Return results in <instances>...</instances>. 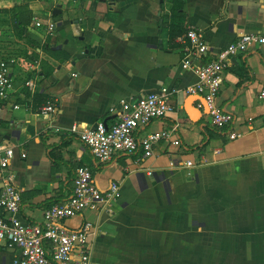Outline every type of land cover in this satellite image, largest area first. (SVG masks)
I'll list each match as a JSON object with an SVG mask.
<instances>
[{
	"label": "crops",
	"instance_id": "obj_1",
	"mask_svg": "<svg viewBox=\"0 0 264 264\" xmlns=\"http://www.w3.org/2000/svg\"><path fill=\"white\" fill-rule=\"evenodd\" d=\"M67 1L71 36L64 41L56 20L43 23V0H0V42L18 34L25 50L5 57L16 60L14 91L0 103V140L15 147L7 171L21 190L19 218L40 223L50 201L67 199L68 169L85 165L101 191L112 181L120 191L116 201L61 221L67 228L92 222L95 264H264V43L230 56L222 73L218 103L232 114L230 124L214 127L202 95L181 92L172 99L174 113L137 132L170 129L178 121L171 138L179 146L161 140L148 157L139 148L99 162L69 132L72 125L111 123L109 108H118L121 98L162 85L183 89L197 74L181 66L188 41L169 36V0H114L112 10L109 0ZM181 11L183 26L202 32L203 61L243 34L264 35V0H184ZM47 36L52 51L69 53L68 60L47 49ZM30 79L32 90L25 86ZM34 93L52 98V113L33 107ZM230 131L240 135L230 139ZM46 144L62 145L64 163L57 169ZM18 254L0 241V264H12Z\"/></svg>",
	"mask_w": 264,
	"mask_h": 264
},
{
	"label": "built area",
	"instance_id": "obj_2",
	"mask_svg": "<svg viewBox=\"0 0 264 264\" xmlns=\"http://www.w3.org/2000/svg\"><path fill=\"white\" fill-rule=\"evenodd\" d=\"M36 25L40 23L36 22ZM46 28L53 30L54 23L49 22ZM179 38L183 43L188 41L181 66L196 72V83L183 89L162 85L145 94L121 98L118 108H109L113 116L111 123L99 120L83 129H78L76 125L70 127L69 132L77 135L97 161L105 162L121 153L131 154L139 148L143 150V156L148 157L153 153V146L161 140L179 146V139L171 138L180 126L178 121L170 129L149 132L140 137H137V132L153 119L174 113L176 107L172 99L181 92L202 95L214 127L221 129L232 122V114L218 103L222 73L230 64V56L246 52L253 44L264 43V35L243 34L219 49L214 59L205 61L203 57L208 48L200 30L188 27ZM15 63L14 58H0V103L7 104L14 91L12 71ZM25 86L32 90L35 85L30 79ZM259 96L264 99V90ZM12 107L19 108L16 104ZM197 107L202 108L203 104L198 103ZM53 110L51 101L38 109L42 114H50ZM239 135L235 131L228 133L230 139ZM18 155L26 157L25 151H20ZM14 156L15 147L0 140V241L18 249L19 254L12 264H95L89 245L92 222L83 220L78 227L67 228L61 221L85 210H95L103 202L116 201L120 197L119 183L112 181L103 192L93 182L91 169L85 165L77 166L70 196L61 203L46 207L40 223H26L18 216L21 190L14 185L13 176L7 171ZM190 164L187 162L185 165Z\"/></svg>",
	"mask_w": 264,
	"mask_h": 264
},
{
	"label": "trees",
	"instance_id": "obj_3",
	"mask_svg": "<svg viewBox=\"0 0 264 264\" xmlns=\"http://www.w3.org/2000/svg\"><path fill=\"white\" fill-rule=\"evenodd\" d=\"M183 2H184V0H169V9H170L169 11H170V13L167 16V19H168L167 27H168V31H169V36L171 38L181 36L187 30V28L183 26L184 16H183V13L181 11ZM17 20H20V19L18 18ZM17 24L20 25L21 31L24 32V26H21V22L19 21V23H17ZM46 45H47V49L52 51L50 43L46 42ZM52 52L56 57H58L62 61L68 60L70 58L69 53H67L63 50H56V51H52ZM29 98L33 102L34 108L37 105L42 106L43 104L52 100V98L50 96H48L46 94H40V93H34ZM46 147H47L48 156L51 159V161L53 162V166L57 169L58 167H60L61 164L64 163V161L62 159V155H61L62 145H60V144L59 145L46 144ZM78 166H80V165H78ZM75 169H76V167H75ZM75 169H74V171L68 169V172H67L68 176H67L66 180H67L68 187H69V183H71V188H70V192L68 191V193L66 194V198H68L72 192V185H73L72 183H73V178H74V174H75ZM51 203H52V201H50L48 203V206L51 205ZM52 204H54V203H52Z\"/></svg>",
	"mask_w": 264,
	"mask_h": 264
},
{
	"label": "rangeland",
	"instance_id": "obj_4",
	"mask_svg": "<svg viewBox=\"0 0 264 264\" xmlns=\"http://www.w3.org/2000/svg\"><path fill=\"white\" fill-rule=\"evenodd\" d=\"M43 1L46 3L47 9H48V12L45 13L44 15H42L43 23L47 24L48 19L56 20V21H54V23L58 27V32L61 35V38L64 41L68 40V38L71 36V34L69 31V28L66 26V23L68 21H65V20L67 18L66 17V13H67L66 8L69 6L68 8L70 9L71 3L67 0L66 1L65 0H43ZM59 5L61 6V10H63V12L60 15H58L57 17H54L51 14L52 10L54 9L53 7L54 6L56 7ZM51 6H53V7L50 8ZM15 38L18 40L21 39V37L18 34H15L14 38L5 39V40L0 42V58H5L9 54H13V55H22L23 54L22 51H25V50H22L23 44L16 41ZM50 38H51V36H47L45 38V42H47V43L50 42ZM34 53L35 52H33V54Z\"/></svg>",
	"mask_w": 264,
	"mask_h": 264
},
{
	"label": "water",
	"instance_id": "obj_5",
	"mask_svg": "<svg viewBox=\"0 0 264 264\" xmlns=\"http://www.w3.org/2000/svg\"><path fill=\"white\" fill-rule=\"evenodd\" d=\"M108 4H109V9L110 10H112L113 9V6H114V0H109L108 1ZM60 12H61V9L58 7V6H56V7H54V9L52 10V15H58V14H60Z\"/></svg>",
	"mask_w": 264,
	"mask_h": 264
}]
</instances>
